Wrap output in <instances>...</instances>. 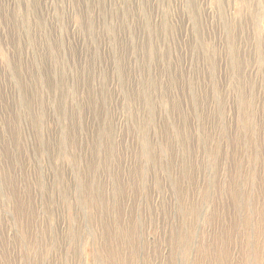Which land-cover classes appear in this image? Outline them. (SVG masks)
Here are the masks:
<instances>
[{"label": "rangeland", "instance_id": "obj_1", "mask_svg": "<svg viewBox=\"0 0 264 264\" xmlns=\"http://www.w3.org/2000/svg\"><path fill=\"white\" fill-rule=\"evenodd\" d=\"M0 264H264V0H0Z\"/></svg>", "mask_w": 264, "mask_h": 264}]
</instances>
